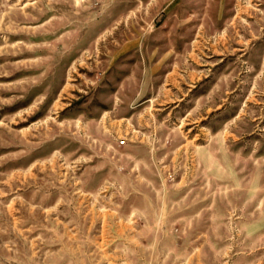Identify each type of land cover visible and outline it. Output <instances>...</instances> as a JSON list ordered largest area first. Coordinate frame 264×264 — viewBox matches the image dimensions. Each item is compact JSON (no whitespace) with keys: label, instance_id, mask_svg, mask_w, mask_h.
<instances>
[{"label":"rangeland","instance_id":"374dc122","mask_svg":"<svg viewBox=\"0 0 264 264\" xmlns=\"http://www.w3.org/2000/svg\"><path fill=\"white\" fill-rule=\"evenodd\" d=\"M0 264H264V0H0Z\"/></svg>","mask_w":264,"mask_h":264}]
</instances>
